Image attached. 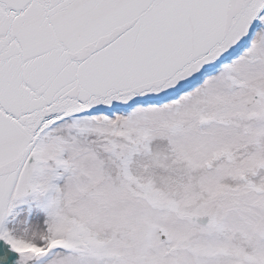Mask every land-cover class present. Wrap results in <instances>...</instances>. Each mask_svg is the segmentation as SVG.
<instances>
[{
	"label": "snow or ice",
	"instance_id": "obj_1",
	"mask_svg": "<svg viewBox=\"0 0 264 264\" xmlns=\"http://www.w3.org/2000/svg\"><path fill=\"white\" fill-rule=\"evenodd\" d=\"M0 264H264V0H0Z\"/></svg>",
	"mask_w": 264,
	"mask_h": 264
}]
</instances>
